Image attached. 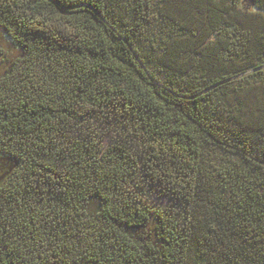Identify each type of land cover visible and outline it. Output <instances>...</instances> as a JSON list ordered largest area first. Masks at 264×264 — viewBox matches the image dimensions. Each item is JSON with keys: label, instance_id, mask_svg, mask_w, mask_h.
<instances>
[{"label": "trees", "instance_id": "16d2710c", "mask_svg": "<svg viewBox=\"0 0 264 264\" xmlns=\"http://www.w3.org/2000/svg\"><path fill=\"white\" fill-rule=\"evenodd\" d=\"M0 31L4 264H264V0H0Z\"/></svg>", "mask_w": 264, "mask_h": 264}, {"label": "snow or ice", "instance_id": "6c2138e0", "mask_svg": "<svg viewBox=\"0 0 264 264\" xmlns=\"http://www.w3.org/2000/svg\"><path fill=\"white\" fill-rule=\"evenodd\" d=\"M254 2V0H252ZM10 38L8 37V34L6 32L0 31V39ZM0 120H3L4 123H7V120L0 116ZM4 133L0 131V136H3ZM19 155L18 153L13 154L11 153V150H5L4 148L0 147V182L3 181V179L9 175L10 172H12L13 169H15L19 161L15 159V156ZM0 187H4L2 183H0ZM97 203L102 205L104 201L97 200ZM6 241L0 242V252H4L5 249L3 247V244H6ZM10 250V249H9ZM0 264H4L3 256L0 255Z\"/></svg>", "mask_w": 264, "mask_h": 264}, {"label": "rangeland", "instance_id": "374dc122", "mask_svg": "<svg viewBox=\"0 0 264 264\" xmlns=\"http://www.w3.org/2000/svg\"><path fill=\"white\" fill-rule=\"evenodd\" d=\"M192 7H194V6H192ZM107 141H108L107 138H105V139L103 140L104 143H106ZM150 198H151V199L153 200V202H155V203L166 204V200H164V199H158V198H156L155 196H150Z\"/></svg>", "mask_w": 264, "mask_h": 264}]
</instances>
